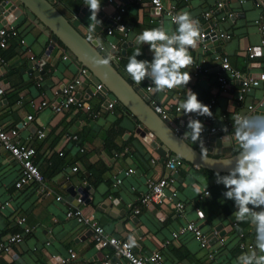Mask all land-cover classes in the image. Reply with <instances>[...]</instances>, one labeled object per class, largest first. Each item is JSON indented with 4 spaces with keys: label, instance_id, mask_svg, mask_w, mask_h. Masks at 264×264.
Instances as JSON below:
<instances>
[{
    "label": "crops",
    "instance_id": "obj_1",
    "mask_svg": "<svg viewBox=\"0 0 264 264\" xmlns=\"http://www.w3.org/2000/svg\"><path fill=\"white\" fill-rule=\"evenodd\" d=\"M46 1L85 39L91 35L93 39H99L98 45H106L107 42L123 38V32L117 27H113L111 36L104 35V28L109 27L115 12L113 4L106 0H101V11L97 16L102 21L96 27L100 30L99 33L90 31L89 26L94 21L89 19L91 13L85 6V0ZM215 1L169 0L166 3L173 4L178 13L182 10L189 11L199 20L201 30L205 23L202 14L210 10L215 29L226 34L227 38H217V45H213L208 38L203 39L201 44L207 47L206 52L201 50V44L190 50L193 64L205 60L203 65L207 67V73L193 76L190 65L188 71L191 81L186 88L178 86L169 92H148L146 96L149 102H153L169 115L174 114L179 102L186 99L187 87L198 94V99L204 104L213 98V117L204 124L217 128L229 127L228 134H231L234 130L232 118L235 115L249 116L245 111L246 105L255 103L262 93L256 90L236 104L238 86L234 83L228 87L227 94H221L215 81L218 63L213 60V56H226L232 68L252 76L263 71L264 46L260 44L261 33L256 24L261 11L254 7L252 0H245L243 4H239L238 0H224L225 10L213 8ZM124 9L122 26L126 34L123 38L126 46L122 49L120 45L112 53L119 56L118 60L110 63L115 69L121 59L133 54L135 47H140L142 51V55L137 57L138 60L153 59L148 45L135 43L136 36L145 29L158 26L171 30L176 28L166 17L157 16L156 11L144 0L125 3ZM35 22L24 12L11 19L8 17L5 25L0 20V29L12 27L17 34L16 37H6V47L0 49V55L3 56V60L0 58V68L4 69L0 73V87L3 89L0 96V125L5 129H17L16 139L35 149L33 161L45 178L44 188L50 190L52 196L45 197L39 193L35 183H28L19 190L14 189L12 185L17 178L19 163L11 159L0 146V199L9 201L8 206L0 213V242L12 234L22 233L24 228L30 230L28 234L21 236L19 243L11 245L10 248L20 263L12 259L8 252L1 254L0 264H48L51 256L67 259V250L75 254L71 263L102 264L104 256L108 255L109 261L127 264L125 260L113 256L111 247L100 248L89 243L86 240L89 232L72 219L64 217L65 210L74 206L78 207L82 216H92L107 236L129 242L132 237L135 240V244H131L132 251L136 256L155 251L162 256L163 264H237L238 257L248 252L237 249L239 242L252 244L254 249V226L248 224L242 232V239L241 235L238 237L235 234L234 225L237 221L232 216L235 207L232 208L233 201L224 198V186L215 183V172L202 171L193 165L186 169H181V166L177 169L176 174L180 177L175 185L177 200L183 204L180 211H176L169 203L155 205L158 214L156 216L149 206L138 203V198L146 193L144 179L169 175L171 172L165 168V162L173 156L161 160L154 149L143 143L135 133L136 123L124 114L117 102L110 110L103 106L105 100H114L109 93L104 94L102 100L94 96L88 98L86 103L90 112L70 107L62 114H55L49 107L36 111L31 106L40 101H58L61 85L77 77L80 66L69 52L62 50L60 43H56L49 49L50 63H45L39 69L44 71V76L36 80L27 64L30 56L38 61L47 50L49 34L45 27ZM101 36L103 40H100ZM19 39L24 41L22 45L19 44ZM247 46L256 50L252 61L246 60ZM26 49H29L31 55L25 52ZM59 52L61 53L55 61ZM101 54L104 58L107 56L105 52ZM63 55L67 59H62ZM118 72L143 92L146 85H152L148 79L137 84L130 75ZM2 81L6 83L2 84ZM83 82L85 87L77 89L80 94H84V90L90 86L87 79ZM176 92H180L181 97H177ZM261 111L264 113V107L258 110ZM92 113L96 114L95 118L91 117ZM193 115L195 114H188L184 121L187 131H190L187 128L188 120ZM27 116L32 117L28 122ZM40 128L43 129L44 136L38 139L34 133ZM108 128L116 133L104 148L103 138ZM179 128L177 125L176 129ZM80 133L83 139L77 137V142L68 139V136H78ZM238 150L239 145L233 142L229 155L236 154ZM203 154L212 158L227 157ZM72 167L76 168L74 172L70 170ZM129 168L132 173L124 176L123 172ZM116 179L120 180L119 185L115 184ZM193 185H197L199 191ZM206 189L210 197L203 195ZM75 193L86 194L88 199L84 204L76 205L72 199ZM55 195L60 196L63 201H54ZM120 203L122 207H119ZM134 209L138 212L134 213ZM19 218L24 219L21 224L16 223ZM188 222L194 223L203 233H209L220 226L217 237L223 240V247L211 259L207 257L211 249L201 248L191 235L183 236L178 246L164 245L172 231ZM212 243V246L209 245L211 248L214 247V242Z\"/></svg>",
    "mask_w": 264,
    "mask_h": 264
},
{
    "label": "built area",
    "instance_id": "obj_2",
    "mask_svg": "<svg viewBox=\"0 0 264 264\" xmlns=\"http://www.w3.org/2000/svg\"><path fill=\"white\" fill-rule=\"evenodd\" d=\"M141 0H106L107 3L113 4L115 8L114 15L111 19V24L118 26V29L122 31L123 38L126 37V34L123 30V26L120 23L121 22V16L124 13V5L125 3L131 2V3H137ZM147 2V4L156 11L157 16H164L168 19L169 23L172 25H176L172 17L175 16L178 12L175 9V6L173 4H166L169 3V0H144ZM254 7L258 8L261 11V16L257 23V27L259 32L261 33V39L260 44L264 46V0H252ZM239 4L245 3V0H238ZM225 7L224 0H216L214 4V8L216 10H223ZM202 18L204 23V27L202 28V37L200 39L199 44H201L202 40L206 37L209 39L211 37L222 38L226 39L227 35L219 32L215 29L214 23L211 21V11H206L202 14ZM2 21H7V17H3ZM109 25V27L104 28V35L106 37H109L112 35V29L113 26ZM177 26V25H176ZM16 37V31L12 27L2 28L0 29V49H3L6 47V37ZM123 38L118 39V41L114 42H107L106 45L100 44L97 46L98 52H105V53H115V51L118 50L120 45L125 44V41ZM24 41L22 39H19V44L22 45ZM201 50L203 52H206L207 47L205 44H201ZM29 49H26L25 52L31 55V53L28 51ZM246 53V60L252 61L256 56V50L255 48L251 46H247L245 49ZM102 55V54H101ZM113 60H118L119 56H114ZM62 59H67L66 56H62ZM264 58V55H263ZM29 60H34L33 57H29ZM213 60L218 63V73L215 76V81L218 84L219 92L221 94H227L228 87L230 83H236L237 88V95L235 103H240L243 101L244 97L248 96L250 93L258 90L262 93V96L259 100H256L255 103H250L246 105L245 111L248 113L249 116H258V110L264 107V70L257 72L254 76L243 73L241 71H238L231 67L228 59L226 56H220V55H214ZM150 62V61H149ZM205 60H200L198 63L191 65V72L193 76H197L199 74H205L207 73V67H205L204 64ZM85 73V69L79 70V75L77 77H74L69 83L63 84L60 87L59 91V98L58 101L54 103H47L45 101H40L38 104L31 105L36 111L42 110L44 107H49L50 110L55 114H62L63 111L70 107H75L77 109L84 110L86 112H90V107L86 103V100L90 98L86 93L85 94H79L77 92V89L79 86L84 83L83 82V74ZM152 86L151 84L146 85L144 88V94L148 93V87ZM102 88L101 84H98L95 86V91H99ZM187 89H190L187 87ZM172 90V89H170ZM170 90H165L164 92H169ZM191 90V89H190ZM187 91V90H186ZM192 91V90H191ZM3 94V89L0 88V96ZM175 95L177 97H181L180 92H176ZM85 96V98L83 97ZM115 99L112 101L105 100L103 103V106H105L107 109H111L114 107ZM207 106L210 107V110L213 114V105H214V99L211 98L206 103ZM179 107V106H178ZM178 107L175 108V113L172 115L167 114L164 110L158 109L157 115L159 118L166 123V125L173 129L174 131H177L176 129L179 121L181 120V116L185 114H181V110H178ZM257 111V112H256ZM213 116V115H212ZM211 117L207 116H196L193 115L192 119H198L203 124L210 120ZM92 118L96 117L95 113L91 114ZM32 119L31 116L26 117V121H30ZM205 130L202 133L203 136H214V137H221L228 134L229 127L226 128H217L213 126H206L204 124ZM17 129L15 128H9L5 129L0 125V146L1 148L8 153L9 157L19 163V170L17 174V178L13 183V188L16 190H19L22 186L28 184V183H35L38 186V192L42 193L43 196L49 197L52 196V192L46 188H44V182L45 178L41 175L39 172L38 166L34 163L33 157L36 154V151L33 147L21 144L17 139ZM34 136L38 139H41L43 134V129H37L34 133ZM68 139L72 141H76L77 137L76 134H72L71 136H68ZM182 160L178 157H170L165 162V168L170 171L171 173L162 177H146L144 179V184L146 187V193L141 195L138 198V203L142 206L148 207L150 205H162L169 203L176 211H180L183 208V204L177 200V191L175 188L176 185V179L174 178V175L176 174V171L180 166L182 165ZM71 172H74L76 170L75 167H72ZM132 173V169H127L123 172L124 176H128ZM116 185L120 184V180L116 179L115 181ZM82 192L84 193V189L80 188ZM204 196H207L206 191L203 193ZM76 205L84 204L86 199H88L87 195H82L81 193H75V195L72 198ZM54 201L60 202L63 201V199L55 195ZM9 204L8 200H1L0 199V213L2 209L7 207ZM138 211L134 209V213H137ZM64 217L66 219H72L77 225L83 227L86 231L89 232L86 240L89 243L95 244L99 246L100 248L105 247H111L113 249V256L116 259H123L127 262V264H163L162 256L155 251H152L149 254L146 255H139L136 256L132 251L131 243L128 240H119L114 237L107 236L104 230L101 226L97 224V222L94 220L92 216L84 217L81 215L79 209L77 206L67 208L64 212ZM24 221L23 218H19L16 220L17 224H21ZM54 221V220H53ZM29 229L24 228L22 230V233L20 234H12L8 236L4 241L0 242V257L1 254L8 253L10 251L11 245L17 244L21 241V236L23 234H28ZM185 235H191L199 244L201 248H209L211 249L208 253L207 257L211 259L214 254H216L219 249L223 247V240L219 237H217V231L212 229L209 233H203L194 223L188 222L185 223L183 226H179L177 229L172 231L169 235L168 241L164 242V245H180L181 238ZM214 242V247L211 248V244ZM209 245H211L209 247ZM238 249L241 251H252L253 245L252 244H246L243 242L238 243ZM68 258L63 259L59 257L51 256L48 264H77V263H71L70 261H73V258L75 257V254L71 250H67ZM102 264H118L115 261H109L108 255L104 256V261Z\"/></svg>",
    "mask_w": 264,
    "mask_h": 264
},
{
    "label": "clouds",
    "instance_id": "obj_3",
    "mask_svg": "<svg viewBox=\"0 0 264 264\" xmlns=\"http://www.w3.org/2000/svg\"><path fill=\"white\" fill-rule=\"evenodd\" d=\"M85 6L91 13L90 21H94L89 26L90 31L95 33L97 25L102 23L97 19L101 11V0H85ZM172 20L177 25L175 30L158 26L145 29L136 36V45L149 46L153 56L150 62L137 59L142 55L140 47H135L133 54L128 57L126 72L137 84L145 79L150 80L153 86H149L148 91L153 94L178 86L186 88L191 81L188 68L194 61L190 50L198 46L202 37L200 23L187 10L177 13ZM88 39L92 40L93 37L89 35ZM113 59L109 52L105 58L95 62L109 65ZM34 61L37 60H30ZM178 110L185 115H213L210 107L202 103L198 94L190 89H187L186 99L179 102ZM232 119L234 130L222 138L223 144L228 147L235 142L239 145V150L227 160L226 175L215 173V183L223 185L226 189L223 192L224 198L234 202L235 211L232 216L236 221L248 223L255 229L254 249L239 256L237 264H264V117L235 115ZM187 128L190 131L185 136L190 137L193 142L199 141L200 146L203 145L201 137L205 130L204 124L198 119L189 118ZM203 149L207 151L204 146ZM193 187L199 191L197 185ZM206 193L210 197L207 189ZM129 239L134 245L135 240L132 237Z\"/></svg>",
    "mask_w": 264,
    "mask_h": 264
},
{
    "label": "water",
    "instance_id": "obj_4",
    "mask_svg": "<svg viewBox=\"0 0 264 264\" xmlns=\"http://www.w3.org/2000/svg\"><path fill=\"white\" fill-rule=\"evenodd\" d=\"M225 8L226 7H224V10ZM20 12L27 14V17L34 20V22H39L46 28L49 34V46L47 50L38 61L29 62L27 64L30 73L36 80L44 76V71L39 69H41L45 63H50L51 61V58L49 59L48 57L49 49L56 43H60L63 46L62 50L69 52L76 62L80 64L79 70L85 69L83 80L87 79L90 82V86L84 90V94L86 93L89 97L94 96L102 100L103 95L109 93L117 104L121 106L124 114L130 118L131 121L136 123L135 133L138 137L143 143L148 145L151 149H154L161 160L172 155L182 160L181 169H186L193 165L202 171L227 174L228 170L225 169L227 160L234 157L237 153L229 155L231 146L226 147L223 144L222 138L224 136L214 137L202 135L203 145L198 147L199 141L193 142L190 137L188 138L185 136V133L188 131L184 128V115L181 116V120L178 123L180 128L177 131L169 128L157 115L158 106L153 102H149V98L137 85H132L128 80L123 78L111 64L102 65L95 62L96 60L104 58L96 49L99 44L97 43L99 39L89 40L82 37L48 1L3 0L0 2L1 21L3 17H7V19L9 17V19H11ZM111 26L118 28V26L113 23ZM94 31L95 33L100 32V30L96 28ZM205 39H207V37ZM209 39L212 41L213 45L218 44L217 39L214 37ZM100 40H103L102 36ZM125 46L126 44H123L122 49ZM60 53L61 52L56 55L55 61H57V57H59ZM3 72L4 69L1 67L0 73ZM4 83H6V81H2V84ZM98 84H101L102 88L99 91H95V86ZM233 85L234 83H230L229 88ZM79 87L84 88L85 84L82 83ZM83 97L85 98V96ZM257 114L258 116H264L262 111ZM203 146L207 151L203 149ZM203 153L216 156L227 155V157L212 158ZM174 178L177 181L178 179L180 180L177 174L174 175ZM85 187L87 188V186ZM119 207H122L121 203ZM149 209L158 216L153 205H150ZM119 210L123 211L122 208H119ZM110 216L113 217L111 214ZM219 229L220 226L218 225L214 230L219 231ZM8 255L17 263H20V260L13 254L12 250L9 251Z\"/></svg>",
    "mask_w": 264,
    "mask_h": 264
},
{
    "label": "trees",
    "instance_id": "obj_5",
    "mask_svg": "<svg viewBox=\"0 0 264 264\" xmlns=\"http://www.w3.org/2000/svg\"><path fill=\"white\" fill-rule=\"evenodd\" d=\"M214 8V7H213ZM123 19H124V16H123V18H122V16H121V24L123 25ZM231 35V34H230ZM230 35H229V37H230ZM11 47V46H10ZM68 53V52H67ZM0 58L2 59L3 58V56H2V54L0 55ZM3 60V59H2ZM198 61V60H197ZM127 63H128V58H123V59H121L118 63H117V66H115L116 67V69H117V71H120V72H122V73H124V74H126V75H128L129 76V74L126 72V65H127ZM9 99V98H8ZM208 101H209V99H208ZM207 101V102H208ZM206 102V103H207ZM206 103H205V105H206ZM213 117V116H212ZM114 133H116V131H114L113 132V130H111V128H108L107 130H106V132H105V134H104V138H103V147L105 148L106 146H107V142L113 137V135H114ZM76 137H80V139H83V136H82V134L80 133L78 136H77V134H76ZM77 142V141H76ZM111 147H114L113 145H111ZM232 204V208H234V202L233 203H231ZM248 226V223H238V222H236L235 223V225H234V232H235V234L237 235L238 234V237H240L239 235H241V237H240V239H242V237H243V235H242V232L246 229V227ZM238 246V245H237ZM237 249H238V247H237ZM239 250V249H238ZM239 251H241V250H239Z\"/></svg>",
    "mask_w": 264,
    "mask_h": 264
}]
</instances>
